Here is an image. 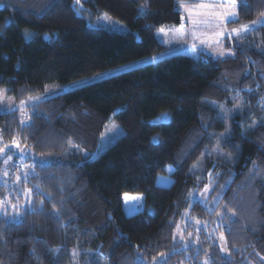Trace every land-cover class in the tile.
<instances>
[{
	"label": "trees",
	"instance_id": "obj_1",
	"mask_svg": "<svg viewBox=\"0 0 264 264\" xmlns=\"http://www.w3.org/2000/svg\"><path fill=\"white\" fill-rule=\"evenodd\" d=\"M238 9L232 26L264 21V0ZM104 13L129 30L93 26ZM181 23L177 0H0V87L24 100L160 53L158 31ZM233 49L51 96L27 121L0 112V144L38 158L24 183L32 207L14 222L0 205V264H264V23ZM111 120L124 134L100 153Z\"/></svg>",
	"mask_w": 264,
	"mask_h": 264
},
{
	"label": "rangeland",
	"instance_id": "obj_2",
	"mask_svg": "<svg viewBox=\"0 0 264 264\" xmlns=\"http://www.w3.org/2000/svg\"><path fill=\"white\" fill-rule=\"evenodd\" d=\"M177 1L179 9L182 11V23L179 26L162 29V32H167L161 34V40L159 39L166 46L164 51L77 80L67 85L57 83L49 84L45 87V91L42 94L24 100H17L8 93L5 87H0V112H19L22 119L27 121L28 118L26 114L28 107L35 103L51 96L60 95L89 83L100 81L124 71L134 69L141 65L148 63L156 64L162 59L171 57L172 55L183 54L193 58H198L201 53L217 58L232 56L234 54L233 48L235 43L242 39L244 35L248 34L252 28L264 23V21H259L232 26L231 23L238 19V5H236L235 8H231L228 4L224 5L221 2L215 1ZM231 12H235V16L226 15ZM221 17H223V19H221ZM99 18L97 22L92 24L93 26L118 33H126L129 30L125 24L113 19L108 14L104 13ZM243 26H248L247 30H245ZM234 29L236 31H233ZM223 113L222 115L227 118H230V115H232L225 110H223ZM165 119L167 118L163 120ZM123 134V129L119 123L116 120H111L104 129L98 151L102 153L107 150V148L114 145ZM17 145L18 144L5 146L3 143L0 144L1 161L6 153L12 152V157H9V160L6 159L3 161L4 166L7 167L4 172V174H7V178H1L0 182L2 183L6 179L3 184L6 182L7 187L0 196V205L3 213L7 215L10 221L14 222L19 221L24 211L32 207V193L28 186H24V183L28 181V175L31 173L30 164L36 163L38 160L32 150ZM208 156L211 157L209 154ZM18 162L25 165V170L23 172L19 171L20 174L15 171V167L17 166L16 163ZM214 189L215 186L211 184L200 191H195L193 193V199H200L206 202L210 194L214 192ZM185 216L187 218L186 222L193 221V218L189 217V213H186ZM219 223L221 224V221ZM184 225V223H180V228L177 230L178 233H176V239L183 237ZM216 236L218 237L223 252H225L226 245L223 238H220L218 235ZM208 262L209 260L207 259L205 264H208Z\"/></svg>",
	"mask_w": 264,
	"mask_h": 264
},
{
	"label": "snow or ice",
	"instance_id": "obj_3",
	"mask_svg": "<svg viewBox=\"0 0 264 264\" xmlns=\"http://www.w3.org/2000/svg\"><path fill=\"white\" fill-rule=\"evenodd\" d=\"M226 2H227L229 7H231V8L236 7V0H226ZM226 15L235 16V12L227 13ZM221 19H223V17H221ZM243 28L245 30H247L248 26H243ZM233 31H236V30L234 29ZM17 146H19V145H17ZM126 199H139V197H126Z\"/></svg>",
	"mask_w": 264,
	"mask_h": 264
},
{
	"label": "crops",
	"instance_id": "obj_4",
	"mask_svg": "<svg viewBox=\"0 0 264 264\" xmlns=\"http://www.w3.org/2000/svg\"><path fill=\"white\" fill-rule=\"evenodd\" d=\"M196 1H202V2H204V1H207V2H221L222 4H227V2H226V0H196ZM238 3H239V0H236V5H238ZM163 30L161 29V30H159L158 31V39H160L161 38V34H163V33H167V32H162ZM161 40V39H160Z\"/></svg>",
	"mask_w": 264,
	"mask_h": 264
}]
</instances>
